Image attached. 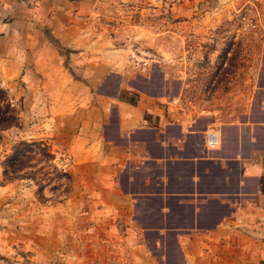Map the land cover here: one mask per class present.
Returning a JSON list of instances; mask_svg holds the SVG:
<instances>
[{
  "label": "rangeland",
  "instance_id": "1",
  "mask_svg": "<svg viewBox=\"0 0 264 264\" xmlns=\"http://www.w3.org/2000/svg\"><path fill=\"white\" fill-rule=\"evenodd\" d=\"M263 60L264 0H0V264H165L99 191L103 125L242 107Z\"/></svg>",
  "mask_w": 264,
  "mask_h": 264
},
{
  "label": "crops",
  "instance_id": "2",
  "mask_svg": "<svg viewBox=\"0 0 264 264\" xmlns=\"http://www.w3.org/2000/svg\"><path fill=\"white\" fill-rule=\"evenodd\" d=\"M250 95L195 112L115 107L89 165L111 169L99 191L136 248L165 264H264V60Z\"/></svg>",
  "mask_w": 264,
  "mask_h": 264
},
{
  "label": "trees",
  "instance_id": "3",
  "mask_svg": "<svg viewBox=\"0 0 264 264\" xmlns=\"http://www.w3.org/2000/svg\"><path fill=\"white\" fill-rule=\"evenodd\" d=\"M12 118H14V117H12ZM12 118L8 117L7 115H5V113H3V116L0 117V129H5L9 126H12L13 125ZM18 157H20V156H18Z\"/></svg>",
  "mask_w": 264,
  "mask_h": 264
},
{
  "label": "built area",
  "instance_id": "4",
  "mask_svg": "<svg viewBox=\"0 0 264 264\" xmlns=\"http://www.w3.org/2000/svg\"><path fill=\"white\" fill-rule=\"evenodd\" d=\"M216 142H217L216 134L215 133L209 134V138H208L209 145L214 146Z\"/></svg>",
  "mask_w": 264,
  "mask_h": 264
},
{
  "label": "water",
  "instance_id": "5",
  "mask_svg": "<svg viewBox=\"0 0 264 264\" xmlns=\"http://www.w3.org/2000/svg\"><path fill=\"white\" fill-rule=\"evenodd\" d=\"M115 93H116V91H115ZM115 93H114V94H115Z\"/></svg>",
  "mask_w": 264,
  "mask_h": 264
}]
</instances>
